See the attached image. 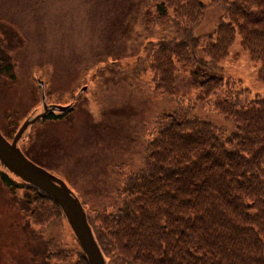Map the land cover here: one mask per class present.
I'll list each match as a JSON object with an SVG mask.
<instances>
[{
  "label": "rangeland",
  "instance_id": "374dc122",
  "mask_svg": "<svg viewBox=\"0 0 264 264\" xmlns=\"http://www.w3.org/2000/svg\"><path fill=\"white\" fill-rule=\"evenodd\" d=\"M155 4L0 0V59L11 66L0 74V131L11 141L26 120L43 113L44 101L73 106L61 119L30 126L18 146L30 161L63 180L86 205L85 213L121 207L116 193L125 177L141 168L158 116L200 118L223 131L232 129L211 108L221 93L203 105L197 101L200 83L213 74L197 65L179 70L174 98L154 91L152 74H144L137 59L145 55V37L158 45L163 35L164 22L155 24ZM222 13L220 7H208L196 35L210 34ZM221 67L213 75L239 82L251 98L264 100L260 65L241 48L240 38ZM2 173L0 166V264H63L58 254L49 257L61 250L69 253L66 264H75L84 252L67 220L40 231L31 223L26 190L8 188Z\"/></svg>",
  "mask_w": 264,
  "mask_h": 264
},
{
  "label": "trees",
  "instance_id": "16d2710c",
  "mask_svg": "<svg viewBox=\"0 0 264 264\" xmlns=\"http://www.w3.org/2000/svg\"><path fill=\"white\" fill-rule=\"evenodd\" d=\"M211 6L223 13L210 34L198 36ZM154 7L163 35L158 45L145 37L137 61L152 74L155 92L174 98L181 68L220 72L237 38L260 65L257 80L264 84V0H156ZM3 63L0 74L11 70ZM213 74L200 83L197 101L221 93L211 108L232 129L160 114L141 168L116 193L121 207L86 211L107 264H264V100ZM2 174L8 188L26 190L31 223L40 231L66 219L51 196ZM58 252L49 257L58 254L66 264L69 253ZM78 258L75 264H89L83 253Z\"/></svg>",
  "mask_w": 264,
  "mask_h": 264
},
{
  "label": "water",
  "instance_id": "95a60500",
  "mask_svg": "<svg viewBox=\"0 0 264 264\" xmlns=\"http://www.w3.org/2000/svg\"><path fill=\"white\" fill-rule=\"evenodd\" d=\"M68 109H70V106H49L44 101L43 113L26 120L12 142H9L0 132V166L25 183L51 196L64 212L70 227L87 257L88 263L106 264L80 201L64 181L30 161L18 146L19 141L23 138L28 128L44 118L47 113L55 111L63 113Z\"/></svg>",
  "mask_w": 264,
  "mask_h": 264
}]
</instances>
